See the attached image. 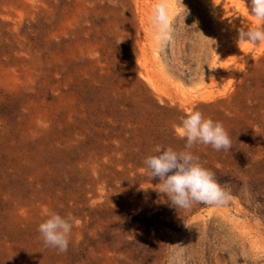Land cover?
I'll list each match as a JSON object with an SVG mask.
<instances>
[{
    "label": "rangeland",
    "instance_id": "rangeland-1",
    "mask_svg": "<svg viewBox=\"0 0 264 264\" xmlns=\"http://www.w3.org/2000/svg\"><path fill=\"white\" fill-rule=\"evenodd\" d=\"M0 0V264H264V44L248 0ZM157 6L170 22L157 39ZM200 111L190 149L230 192L175 208L144 159ZM157 124L136 128L146 119ZM72 216L68 250L37 231Z\"/></svg>",
    "mask_w": 264,
    "mask_h": 264
},
{
    "label": "clouds",
    "instance_id": "clouds-1",
    "mask_svg": "<svg viewBox=\"0 0 264 264\" xmlns=\"http://www.w3.org/2000/svg\"><path fill=\"white\" fill-rule=\"evenodd\" d=\"M113 6H116L114 0ZM246 6L258 27L239 29L237 45L259 46L264 44V0H248ZM153 22L159 25L157 39H167L170 22L163 7L157 6ZM174 130L185 139V150L177 152L172 147L156 145L153 149L156 155L147 156L143 161L151 179H159L160 183L156 185L159 193L166 195L176 209H188L194 203H226L231 199L230 192L190 151L197 144L210 146L214 151H230L232 141L222 123L205 118L200 111H193L174 126ZM77 222L75 217L49 212L37 231L45 247L64 253L68 250L69 236Z\"/></svg>",
    "mask_w": 264,
    "mask_h": 264
},
{
    "label": "trees",
    "instance_id": "trees-1",
    "mask_svg": "<svg viewBox=\"0 0 264 264\" xmlns=\"http://www.w3.org/2000/svg\"><path fill=\"white\" fill-rule=\"evenodd\" d=\"M145 127L151 128L153 135L155 136L156 139H158V135H157L158 127L153 119L147 118L146 121L142 123V125H139L136 128L138 129V131H144Z\"/></svg>",
    "mask_w": 264,
    "mask_h": 264
}]
</instances>
